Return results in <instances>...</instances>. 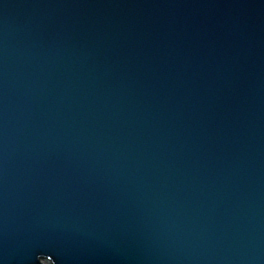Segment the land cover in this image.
I'll return each instance as SVG.
<instances>
[{
	"label": "water",
	"instance_id": "1",
	"mask_svg": "<svg viewBox=\"0 0 264 264\" xmlns=\"http://www.w3.org/2000/svg\"><path fill=\"white\" fill-rule=\"evenodd\" d=\"M264 264V0H0V264Z\"/></svg>",
	"mask_w": 264,
	"mask_h": 264
},
{
	"label": "rangeland",
	"instance_id": "2",
	"mask_svg": "<svg viewBox=\"0 0 264 264\" xmlns=\"http://www.w3.org/2000/svg\"><path fill=\"white\" fill-rule=\"evenodd\" d=\"M41 264H49L47 261H41Z\"/></svg>",
	"mask_w": 264,
	"mask_h": 264
},
{
	"label": "flooded vegetation",
	"instance_id": "3",
	"mask_svg": "<svg viewBox=\"0 0 264 264\" xmlns=\"http://www.w3.org/2000/svg\"><path fill=\"white\" fill-rule=\"evenodd\" d=\"M42 261H46V260H42ZM48 262V261H47ZM49 263V262H48ZM50 264V263H49Z\"/></svg>",
	"mask_w": 264,
	"mask_h": 264
}]
</instances>
